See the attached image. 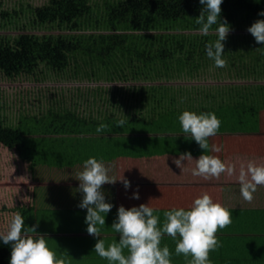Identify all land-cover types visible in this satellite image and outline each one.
I'll list each match as a JSON object with an SVG mask.
<instances>
[{
    "label": "crops",
    "instance_id": "0c3cea01",
    "mask_svg": "<svg viewBox=\"0 0 264 264\" xmlns=\"http://www.w3.org/2000/svg\"><path fill=\"white\" fill-rule=\"evenodd\" d=\"M242 40L256 45L249 57L260 65L257 73L250 68L242 79L235 78L236 72L242 74L237 64L230 71L224 70L229 72L230 80L236 81L235 85L227 81L223 85L217 83L220 77L213 71L197 79L179 78L167 63L162 70L164 80H151L158 79L151 70L122 83H99L81 91L73 86L52 91L57 98H64L59 96L63 94L67 97L64 99L76 101L77 110L85 109L81 115L88 116L91 110L97 118L95 130L107 114H116L126 123L122 128L112 127L106 135L66 133L53 138L49 146H44L43 160L32 168L17 161L24 177L20 185L24 187L15 195V206L27 209V227L39 222L37 233L46 236L48 246L58 257L63 255L67 264H109L94 252L97 238L87 233V210L78 207L83 194L78 191L76 174L82 171L84 161L95 157L103 160L110 169L109 176L117 181L102 187L106 202L113 204L105 225H97L101 228L99 238L106 247L119 240L111 226L120 206L131 209L150 203L162 226L166 211L187 210L195 198L207 192L214 202L232 213L231 225L217 232L222 247L210 253L212 264H264V186H257L252 202L248 203L240 194L236 175L204 179L191 174L194 162L182 161L186 166L184 172L173 163L181 154L190 152L193 160L202 154L218 156L226 164L235 165L237 174L241 163L264 164V86L256 83L264 80V44H257L250 35ZM201 78H212L215 84H206ZM219 88L224 90L220 95ZM186 110L215 113L221 121L217 135L208 139L206 153L181 128L178 117ZM116 122L114 119L111 124ZM80 129L87 127L83 123ZM214 145L221 151H213ZM123 176L130 181L129 189L120 182ZM137 190L138 200L132 198ZM25 197L30 200L25 202ZM13 207L4 211L9 213L7 217L13 213ZM165 245L172 253V264H186L183 255L175 254L176 241L167 234L160 246Z\"/></svg>",
    "mask_w": 264,
    "mask_h": 264
},
{
    "label": "trees",
    "instance_id": "16d2710c",
    "mask_svg": "<svg viewBox=\"0 0 264 264\" xmlns=\"http://www.w3.org/2000/svg\"><path fill=\"white\" fill-rule=\"evenodd\" d=\"M12 2L0 0V83L65 81L77 83L73 87L81 91L99 83L133 80L143 71L152 70L158 78L153 81L164 80L167 63L179 78L197 79L211 69H222L205 50L206 43L218 38L217 25L203 35L194 21L203 7L199 0H45L42 4L22 0L10 7ZM221 7V21H227L231 33L248 32L255 21L264 19L259 15L264 0H224ZM229 51L224 49L223 59L227 55L229 60ZM84 81V86L79 85ZM33 88L28 89L27 99L19 96L13 101L0 87V154L1 149L14 152L17 161L31 168L43 160L44 146L53 138L97 134L98 125L91 110L88 116L81 115L85 109L77 110L76 101L64 99L66 95L57 98L46 87ZM106 117L102 123L108 127L100 135L119 128L117 122L111 124L120 120L118 115ZM83 123L87 130L80 129ZM10 210L23 215L27 228V209L17 205ZM10 258V245L0 240V264H10Z\"/></svg>",
    "mask_w": 264,
    "mask_h": 264
},
{
    "label": "clouds",
    "instance_id": "9594fccd",
    "mask_svg": "<svg viewBox=\"0 0 264 264\" xmlns=\"http://www.w3.org/2000/svg\"><path fill=\"white\" fill-rule=\"evenodd\" d=\"M224 0H199L203 6L198 18L194 21L199 26L198 31L208 35L213 25H217V39L205 45L207 57L214 61L216 67H224L223 59L225 44L230 26L227 21H221L222 3ZM264 16V12L259 13ZM247 31L254 37L257 44H264V19L255 21ZM258 50V49H257ZM181 128L206 153L209 150L208 139L217 135L221 121L215 113L184 111L178 117ZM126 121L121 119L117 127L122 128ZM107 124H100L96 131L103 132ZM212 150L220 152L221 148L213 146ZM194 162L191 174L204 179L219 178L222 174L236 175L240 183V194L244 201L251 203L257 186H264V164L256 161L241 163L238 174L235 165L223 162L218 156L202 154L193 160L190 152L183 153L173 163L185 171L182 161ZM110 169L103 160L91 157L84 161L82 171L76 174L79 181L78 191L82 200L78 205L87 210L85 224L87 233L97 238L94 252L109 264H172V253L167 245L161 247V240L165 234L176 241L175 254L183 255L186 264H212L210 253L217 251L222 245L217 238V232L232 223V213L228 208L214 202L207 193L195 198L189 209L173 208L164 213V221L160 225V218L154 215L149 204L126 209L120 206L117 219L113 221L111 229L119 234V240L113 241L107 247L100 239L101 228L106 221V215L112 210L113 204L106 202L102 187L115 184L114 177L109 176ZM24 177L19 178V180ZM125 189L131 187L130 181L120 180ZM133 199H140L138 190ZM25 202L30 198L25 197ZM7 215V214H6ZM39 222L33 227L25 228V220L19 212H13L3 229H0V240L11 247L10 264H67L66 258L57 256L49 246L45 235L37 233ZM127 250V255H125Z\"/></svg>",
    "mask_w": 264,
    "mask_h": 264
},
{
    "label": "rangeland",
    "instance_id": "374dc122",
    "mask_svg": "<svg viewBox=\"0 0 264 264\" xmlns=\"http://www.w3.org/2000/svg\"><path fill=\"white\" fill-rule=\"evenodd\" d=\"M22 0H13V2L10 5V7H15L18 5V3H21ZM36 4H42L45 0H30ZM19 32H11L9 34L17 35ZM249 32H242L240 35H245L240 38V42H237V40H233V36L229 34V37H227L225 41V50H230L228 53L229 60L227 58V55H225L224 60L226 61V64L224 67H221L222 69H211L210 73L216 72V74L220 77L219 81H216L217 83H225V81L231 83L232 85L236 84V81L230 80L229 72L226 73L224 70H229L233 64H237L240 67V70L242 71V74L240 72L235 73V78L242 79L245 75H248L249 71L253 73H257L259 68V63L256 61V59L249 57V53H251L253 50H255L256 45H251L250 41L242 40L246 39L248 35L252 36L251 34H247ZM4 34V33H1ZM233 37V38H232ZM244 64V65H242ZM251 68V69H250ZM209 73V74H210ZM254 78V77H253ZM202 79V78H201ZM200 81H205L206 84L213 85L215 84V80L212 78H204ZM257 84L264 86V80L259 79L256 81ZM75 85H78L77 83L73 82H65V81H47L43 84H33L31 82L25 81V79H20L19 82L16 83H0V87H3L6 93H8V97L12 98L11 100L15 101L19 96L23 99H27L31 93L33 85H37L39 87H46L50 91H55L56 89L64 88V87H72ZM86 82L79 84L81 86H84ZM241 84V83H239ZM242 85V84H241ZM32 91L36 92V87L32 89ZM224 91V90H222ZM219 88V91L217 92L218 95L222 92ZM229 91L231 92V88H229ZM226 94L227 92H223ZM229 94V93H227ZM35 97L34 95H31V98ZM37 102H31L30 105H35ZM14 106L18 107V103H13ZM31 106V108H33ZM20 166L17 162V157L14 152H11L7 149H1L0 154V229H3L7 223V220L10 217H7L9 213H6L1 210V207L7 206L8 208L13 207L16 205L17 197L15 195L17 192L21 190L22 187L20 183L24 180H19V178L23 177V174H21ZM5 213V214H4Z\"/></svg>",
    "mask_w": 264,
    "mask_h": 264
}]
</instances>
